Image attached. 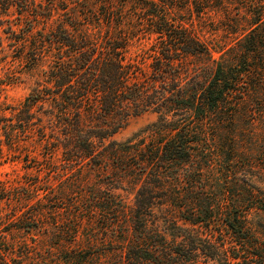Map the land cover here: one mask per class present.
I'll return each instance as SVG.
<instances>
[{"label": "trees", "instance_id": "1", "mask_svg": "<svg viewBox=\"0 0 264 264\" xmlns=\"http://www.w3.org/2000/svg\"><path fill=\"white\" fill-rule=\"evenodd\" d=\"M41 2L0 0V45L9 39L30 70L48 64L31 93L7 108L12 115L0 117V153L4 144L20 147L37 131L48 150L46 169L63 165L83 187L92 183L89 172L97 173V184L48 211L67 210L58 221L59 233L72 237L64 258L74 264H101L103 255L113 259L109 264H264V239L244 209L262 200L246 178L264 179V132L255 128L264 124V0H185L205 19L222 15L228 40L197 34L178 17L179 0H100L85 8L88 14L67 6L68 18L48 30L57 7ZM235 3L243 8L239 16ZM92 14L97 25L88 19ZM140 35L155 49L128 57ZM147 58L151 70L144 67ZM147 111L158 119L131 139H115L130 117ZM243 120L253 132L246 145ZM115 189L133 193V204ZM70 190L58 193L66 199ZM11 198L0 180V207ZM17 210L15 219L31 222L20 228L44 226V209L29 216ZM86 221L104 235L105 253L82 254L72 245ZM100 242L89 235L85 247ZM12 244L0 237V264H10Z\"/></svg>", "mask_w": 264, "mask_h": 264}, {"label": "rangeland", "instance_id": "2", "mask_svg": "<svg viewBox=\"0 0 264 264\" xmlns=\"http://www.w3.org/2000/svg\"><path fill=\"white\" fill-rule=\"evenodd\" d=\"M43 7L47 9L54 1L56 3V12L52 21L47 23L46 30L50 29L52 25L54 28L60 20L67 19L66 10L64 7L72 8L75 11H83L86 14L90 13L85 8H90L93 5H98L100 0H41ZM237 0H234L236 2ZM249 3L256 0H248ZM117 3V2H115ZM177 5L181 6L178 17L186 21L188 26L192 27L197 34H205L209 37H214L218 40H228L232 37L224 26V20L222 15H214L212 19H205L206 14H198L196 11H189L187 9L185 0H179ZM186 6V7H185ZM241 5L238 3L234 4L233 13L235 16L241 15L239 8ZM81 13V12H80ZM15 16H17L15 11ZM89 21H92L94 25H97L98 14H92ZM18 20V19H17ZM54 21V22H53ZM24 25L25 23L22 22ZM43 25V24H42ZM92 25V26H94ZM101 34H105V30L102 29ZM213 35V36H212ZM145 36L140 35V38L134 39L132 44L128 48V57L140 59L144 52H151L154 44L151 40H146ZM151 50V51H150ZM19 51L10 44L9 39H4V44L0 45V117L2 115L11 116V111L7 109L12 105L20 104L37 86L39 79H41L44 71L48 68V64L39 66L37 70H30L29 64L18 58ZM218 56V54H217ZM152 58H147L145 66L151 70L150 67ZM193 62H199V59H191ZM158 119V113L154 111H147L143 114L132 116L129 118L127 124L122 128L116 135L115 139L119 141L133 138L142 129L147 127L152 122ZM241 131H239L240 139L246 145V142L250 141L251 126L248 121L243 120L241 123ZM256 131L264 132V124L259 122L255 126ZM0 134L4 138L3 129L0 127ZM39 132L35 131L29 136H26V140L22 141L20 147H8L3 145V152L0 153V180L11 189L12 198L2 202L0 207V237L6 236L8 241L13 243V253L10 254V264H74L69 260L65 259V255H69L63 249H66L67 245H70L71 235L66 233H59L61 221L64 218V214L67 215V210L64 214L54 215L50 209L54 207H67L74 201L76 195H82L84 192L83 188L93 184H97L99 177L97 173L89 172L92 181L91 184H85L83 187L82 183L73 182L75 177H72L70 169L64 168L63 165H56L52 169H46V161L43 160L48 150H46L40 143ZM59 154V153H58ZM59 164V163H57ZM212 177L220 173V167L217 166L213 169ZM69 176V177H68ZM248 177V176H247ZM103 178V177H101ZM248 182L252 184L256 189H259L262 200L260 207H264V179L262 176L258 178L251 177L246 178ZM103 180V179H102ZM49 181V182H48ZM70 187L71 190H70ZM70 190L65 192L64 196L58 191ZM45 190V192H43ZM108 191V189H107ZM115 192L127 203L133 204L134 194L124 189H115ZM37 193L39 196L44 197L43 201H37ZM37 201V202H36ZM90 200H87L84 205L89 204ZM19 206V207H18ZM22 206V207H20ZM24 207V208H23ZM245 207L250 217V221L255 226L256 230L260 232L264 239V209ZM20 208V209H19ZM15 209H18L19 215L26 213L29 216L36 209H44V226L39 230L29 231L26 228H20V226H26L31 222H21L13 216ZM23 211V212H22ZM87 213H82L81 217H86ZM88 217V216H87ZM101 219V218H100ZM90 222L86 221L82 223L83 229L80 230L79 240L72 243L73 246L82 248V254H88L91 252L101 251L105 253L106 243L103 238L104 235L96 234L91 231L90 227L87 226ZM89 227V228H87ZM96 237L100 243L99 246L94 248L85 247L88 243V236ZM79 251V250H77ZM72 257H74L75 251H73ZM101 264L113 263V259L103 255Z\"/></svg>", "mask_w": 264, "mask_h": 264}]
</instances>
